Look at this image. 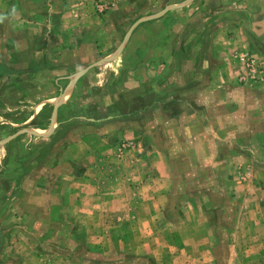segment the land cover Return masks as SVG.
<instances>
[{
    "label": "rangeland",
    "instance_id": "374dc122",
    "mask_svg": "<svg viewBox=\"0 0 264 264\" xmlns=\"http://www.w3.org/2000/svg\"><path fill=\"white\" fill-rule=\"evenodd\" d=\"M100 1L0 0V264H264V0H223L233 16L221 20L220 0H176V16L205 19L191 38L206 44L205 91L163 82L134 55L107 81L57 84L69 94L56 99L8 85L12 28H38L40 12L64 34L100 27L102 50L106 13L149 9ZM103 116L105 138L80 123Z\"/></svg>",
    "mask_w": 264,
    "mask_h": 264
},
{
    "label": "crops",
    "instance_id": "0c3cea01",
    "mask_svg": "<svg viewBox=\"0 0 264 264\" xmlns=\"http://www.w3.org/2000/svg\"><path fill=\"white\" fill-rule=\"evenodd\" d=\"M118 1L130 2V0ZM147 1V8L149 9L142 13H136V15L122 10H119L117 15L109 12L106 13L104 21L102 20L101 33L105 34L107 31V35L110 34V45L104 46L102 50L96 47L97 44L94 37L100 27L97 28L95 25L91 27V25L86 24V28L82 26L79 33L74 30L69 31V29V32L64 34L59 26L47 27L45 21L47 18L46 11L38 14V28L31 25L30 27L25 26L20 31L22 33H18L16 28H12L13 39L10 41V48L13 50V53L9 52L6 60V68L12 70L10 72L12 75L8 74V76L12 77L7 81L9 82L8 85L12 89L18 90L20 84L27 86L35 84L38 86L32 91L34 99L38 98L40 101L47 100L49 97L56 99L60 98L61 95L63 97L69 94L67 92H63V94L62 90L60 91L61 88L57 87V84L64 82L66 85L70 83L78 84L82 83V81L96 82V78L98 79L97 83H100L102 79L107 81L110 76L106 75L107 72H102L105 68L114 66L120 70L121 60L127 63V57L134 55L138 59L136 67L142 66L143 69L161 68L160 73L166 75V79L163 82L173 85H186V87L187 85L197 84L199 90L202 88L205 91L206 88L204 86L208 83L207 73L211 66L210 61L207 60L204 53L206 51V44H195L191 39L192 31L198 30L196 29L198 26L199 29L205 28L204 22L201 21L205 19L199 13H189L188 15L180 13V17L176 16L174 5L180 3V1ZM110 2L113 5L109 6L107 10L112 9L115 5L113 0H110ZM181 2L191 4V0H181ZM223 2V0H220L219 5L222 6L216 7L212 12L219 20L224 16H233L232 11L228 9L229 7H224ZM189 16L191 17L190 19ZM51 18L56 19V14H53ZM176 19L183 20H181L177 27L175 23ZM23 20H26V18ZM113 20L116 22L115 27L119 28L117 33L112 32L115 31ZM124 20L126 21L124 22ZM43 21L45 22L43 23ZM194 21L196 23H193L191 26L190 23ZM119 24L123 26L122 29ZM82 32L87 35H89V32L91 34L95 33L91 37L92 41L87 39L79 42L78 37ZM193 36L196 41L198 36L194 33ZM117 53L118 57H111L112 63L110 62L111 59L103 61V58L109 57L112 54L116 55ZM0 62L1 67L2 62H5V60L2 59ZM3 65L5 66V63ZM117 73L118 71L115 75ZM48 83L56 89V93L52 96L48 92ZM30 90V88L28 91L24 90V94H27ZM198 93L200 94L201 91ZM167 95V99L169 100V92ZM15 98L18 99L17 97ZM22 99H26V97ZM29 99H31V96H29ZM186 100L183 96L182 101ZM39 104L41 105V102ZM184 110L185 108L177 113L174 111L172 115H177L179 112L184 113ZM195 113L200 115L202 112L199 110ZM76 116L78 117L79 115ZM109 121L112 122L103 116L98 121L82 119L80 123L84 124L87 130H90L89 132L101 134L105 138L111 130L110 128H105L106 123ZM76 126L78 127L79 125L75 123L74 129L71 130L72 133L77 132ZM52 193H54L52 194L53 196L58 195L55 190ZM59 194H62V192ZM46 206L49 207L48 211H51L52 205L48 204ZM54 206L57 210L58 203L56 201ZM78 210L80 211L79 207Z\"/></svg>",
    "mask_w": 264,
    "mask_h": 264
},
{
    "label": "built area",
    "instance_id": "2783aa9c",
    "mask_svg": "<svg viewBox=\"0 0 264 264\" xmlns=\"http://www.w3.org/2000/svg\"><path fill=\"white\" fill-rule=\"evenodd\" d=\"M113 4L110 1H100L98 3V7L100 9V11H104L107 10L109 8V6H112Z\"/></svg>",
    "mask_w": 264,
    "mask_h": 264
}]
</instances>
